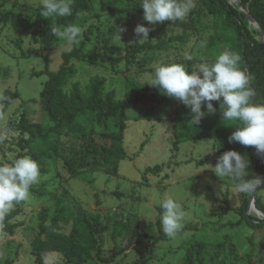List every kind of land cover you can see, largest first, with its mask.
<instances>
[{
  "label": "rangeland",
  "instance_id": "obj_1",
  "mask_svg": "<svg viewBox=\"0 0 264 264\" xmlns=\"http://www.w3.org/2000/svg\"><path fill=\"white\" fill-rule=\"evenodd\" d=\"M194 2L195 8L204 4L203 0ZM230 3L237 6V2L233 0H230ZM39 4L40 0H0V11L15 7L28 15L32 8ZM126 6V0H119L113 5V9L120 10ZM110 12L111 9L103 10L100 2H96L95 11L81 15L72 24L84 29L82 40L85 39V32L89 33L86 50L102 51L104 40L108 39L109 53L117 57L124 56L129 45L141 38L134 32L138 24L148 27L149 33L159 26V23L154 26L150 24L143 14H136L128 31L119 33V39L116 29H126L127 24L124 17L115 22ZM213 23L211 14L198 15L199 35L192 37L190 42L180 49L182 55L192 51L193 55L200 56L205 52L209 35L214 30ZM66 27L68 26L62 27L61 30ZM19 38L21 36L9 24L0 25V96L7 90H17L19 93V98L9 106L0 104V110L4 108L0 112V137H4L0 139V159L4 164H11L19 156L31 157L17 144L18 139L26 135L17 129L16 124L25 109L33 119L44 121L41 112L37 111L35 114L40 93L49 77L44 71H57L63 63L62 53L70 51L82 42L81 40L77 44H68L57 39L53 45L47 46L34 43L29 37H22L21 46H17ZM174 53L171 49L166 54H157L150 63L146 59V67L151 68L149 71H141L136 64L127 66L125 62L113 68L109 64L93 66L74 59L73 63L79 73L65 88L70 90L74 81H80L85 90L92 76L101 75L107 78V88L115 89L117 97L121 99L126 92L145 90L146 84L154 76L155 68L175 59ZM201 63L208 62H196V68ZM34 71L44 73L36 75L33 74ZM177 102L178 99L165 95V102L156 109L141 107L127 113L124 118L123 140L126 156L116 162L117 172L106 170V167L113 168L111 162L101 169L86 170L79 176L69 178L61 161L56 157L40 160L39 165H43L46 171L41 172L40 181L31 187L29 199L24 201L23 211L12 221L19 225L15 233L11 235L0 227V264L7 261L12 264H36L30 240L33 233L39 229V214L44 207H49L50 215L54 213V199L61 195L64 188L68 190V200L81 205L87 213L101 214L104 222L107 221V215L115 211L123 212L125 219L135 216L132 225L138 224L139 242H135L134 249L118 254L108 264H135L137 260L141 261L139 264H183L187 247L194 240L208 243L207 249L203 251L206 264L211 263V256L218 243L221 244V249L216 264H247L251 244L255 245L253 264H264V227H251L245 221L241 213L245 194L238 193L230 179L221 180L210 168L202 169L190 177L191 173L205 167L204 164L214 167L218 157L231 149L220 150L217 137L185 141L179 149H174L173 117L176 115ZM186 113L188 112L184 111L183 116ZM183 116L180 115V120ZM119 122L118 118H114L107 127L97 125V138L104 142L106 138L103 133H116L120 129ZM205 146L213 147V150L199 160L201 149ZM239 153L249 160L248 175L245 178H253L255 167L250 155ZM100 164L104 165L102 162ZM156 164L162 166L160 173H145L148 167ZM210 188L214 198L210 195ZM114 191L124 192L125 196H117L113 194ZM259 195L264 203V187L259 191ZM166 196L179 200L188 216L175 240L165 235L164 239L156 241L160 235L156 220L159 215L158 207ZM226 197L233 209H227V203L224 202ZM15 207L16 204L12 209ZM247 215L264 218V214L255 210H251L250 214L247 212ZM112 231L113 227L102 238L103 250L100 256L94 253V257L86 264H106L103 259L112 255L114 247L117 245L121 248L124 245L125 240L113 239ZM230 242L236 245L240 256L237 262L231 256ZM46 264H65V259L59 252H51L46 258Z\"/></svg>",
  "mask_w": 264,
  "mask_h": 264
},
{
  "label": "trees",
  "instance_id": "obj_2",
  "mask_svg": "<svg viewBox=\"0 0 264 264\" xmlns=\"http://www.w3.org/2000/svg\"><path fill=\"white\" fill-rule=\"evenodd\" d=\"M119 0H73V14L69 17L44 18L39 15V5L32 8L28 15L11 8L7 11H0V25H10L21 38L17 46H21L22 37H29L34 43L47 46L53 45L58 38L51 33V27L61 29L76 22L81 15L95 11L96 2H100L103 10L111 9L114 21L123 19L127 24L126 30L132 23L136 14H143L140 0H126L127 6L120 10H114L113 5ZM202 7L192 9L189 16L183 21H168L159 23V26L149 33L148 40L140 42L136 40L130 44L124 56H113L109 53V40H104V49L86 50V43L89 33L85 32V39L80 45L74 46L70 51L63 52V63L57 71H44L48 74L38 101V109L43 114V120L33 119L25 109L17 129L23 135L18 139L17 144L26 150L32 159L39 162L42 159L56 157L61 161L69 178L81 175L86 170H98L112 162L113 168L106 167L109 172H117L116 162L126 156L123 146L124 140V118L130 110H138L141 107L156 109L165 102V95L157 87L146 84L145 90L126 92L123 98L117 97L115 89L107 88V78L101 75H94L89 79L85 90L80 81H74L70 90H66L68 82L79 73L74 59L88 62L90 65L99 66L109 64L115 68L125 62L127 66L136 64L141 71H149L145 60L150 63L157 54H166L173 49L176 58L169 60L166 64L180 63L189 71H196V62H208L209 65L215 58L225 50L238 53L241 57L240 67L251 77L250 86L255 92L253 97L256 103H264V42L260 39V31L252 27L246 14L238 7L230 3V0H203ZM244 9L264 26V0H241ZM122 14V15H121ZM211 14L213 17V32L209 35V41L205 52L198 56L190 54L193 59L188 61L182 55L180 49L184 48L191 38L198 36L200 30L197 26L198 15ZM180 29V32L176 30ZM113 32V30H111ZM34 71L33 74L44 73ZM161 94V95H160ZM16 98H19L18 91L7 90L0 96V104L9 106ZM222 99V98H221ZM216 109L213 113H207L206 106L202 107L205 115L198 124L192 125L193 113L190 106L184 105L179 99L173 117V128L175 130L174 149L185 141H194L201 138L217 137L220 150L230 148L238 152L250 155L254 167L255 176H264V160L259 165L262 155H258L254 146H243L238 142L229 143L230 135L237 129V125H226L230 122H223L222 110L219 101H213ZM25 104V102H24ZM4 108L0 110L3 111ZM186 115L183 116V112ZM180 115L183 119L180 120ZM118 118L120 129L116 133L104 132L106 138L100 141L97 138L96 126H108L111 119ZM225 123V124H224ZM145 142L142 143V147ZM17 158H20L17 157ZM104 165L101 166L100 163ZM0 164L4 162L0 159ZM162 166L156 164L148 167L145 173H160ZM40 171L45 172V167L40 165ZM261 188H258L255 195L256 207L264 213V203L259 195ZM36 193L37 191L34 190ZM39 192V191H38ZM68 190L64 188L61 195L54 199V213L50 215L49 207H44L40 214L39 229L31 237V246L36 257V264H46V258L51 252H59L65 259V264H86L93 257L94 253L100 256L103 250L102 238L111 230L114 240H125L124 245L113 249L112 255L103 259L108 264L120 253H127L134 249L135 242L140 240L139 227L133 226L135 216L125 219L123 212H113L107 215V221H103L101 214L87 213L79 204L68 200ZM117 196H125L124 192L114 191ZM210 195L214 198L210 188ZM250 194H245L241 204L245 221L251 227H264V218L247 215ZM227 209H233L229 205L227 197L224 199ZM16 207L11 209L8 215L0 220V227H3L9 234L13 235L19 226L12 222L22 211L24 201L15 203ZM157 225L160 235L156 241L165 238L162 231L160 218L162 210L158 207ZM203 240H194L186 250V259L183 264H206L203 251L207 246ZM230 253L234 261H239L240 256L236 251V245L232 242ZM251 250L247 256V264H253L255 245L251 244ZM221 244L211 256V263L216 264L220 254ZM141 263L140 260L135 264ZM4 264H12L7 261Z\"/></svg>",
  "mask_w": 264,
  "mask_h": 264
},
{
  "label": "clouds",
  "instance_id": "obj_3",
  "mask_svg": "<svg viewBox=\"0 0 264 264\" xmlns=\"http://www.w3.org/2000/svg\"><path fill=\"white\" fill-rule=\"evenodd\" d=\"M139 4L143 9L144 19L153 26L165 20L183 21L196 6L194 0H140ZM39 7V15L44 18H62L73 14V0H40ZM116 30L120 39L119 33L126 29ZM149 31L142 24L134 29L136 35L141 37L138 40H148ZM83 32L84 29L76 25H70L63 30L51 27L54 37L68 44L79 43L83 39ZM185 59L191 61L193 57L186 54ZM240 60L238 53L225 50L210 65L201 63L196 71H189L180 63L163 64L155 68L154 76L148 84L190 106L193 113L192 125L198 124L205 115L202 105H206L207 113H213L216 109L212 102L219 101L223 122L238 126L228 138L229 143L254 146L258 155H264V103L254 101L251 77L239 66ZM212 150L213 147L205 146L198 159ZM204 165L206 166L191 173L190 177L202 169L210 168L221 180L230 179L238 193L250 194L264 187V176L245 178L248 175L249 160L236 150L224 152L218 157L214 167L210 164ZM40 179V165L31 157L24 156L16 158L11 164H0V220L8 215L15 203L29 199L31 187ZM160 208L162 231L175 240L184 227L188 212L173 196L162 199Z\"/></svg>",
  "mask_w": 264,
  "mask_h": 264
},
{
  "label": "water",
  "instance_id": "obj_4",
  "mask_svg": "<svg viewBox=\"0 0 264 264\" xmlns=\"http://www.w3.org/2000/svg\"><path fill=\"white\" fill-rule=\"evenodd\" d=\"M235 2H237V6H238V9L240 11H243L248 20H249V23L250 25L254 24L255 28L259 29L260 31V39L264 42V26L261 24V22H259L258 20H256L250 13L247 9H244L243 8V5H242V1L241 0H233ZM263 160H264V155L261 156V159H260V162H259V165H261L263 163ZM257 191V190H256ZM256 191L251 193V196H250V204H249V209H248V214H250V211L251 210H255L256 212L258 213H261V214H264L262 211H260L257 207H256V204H255V195H256Z\"/></svg>",
  "mask_w": 264,
  "mask_h": 264
},
{
  "label": "bare ground",
  "instance_id": "obj_5",
  "mask_svg": "<svg viewBox=\"0 0 264 264\" xmlns=\"http://www.w3.org/2000/svg\"><path fill=\"white\" fill-rule=\"evenodd\" d=\"M252 26H255L254 24H252Z\"/></svg>",
  "mask_w": 264,
  "mask_h": 264
}]
</instances>
